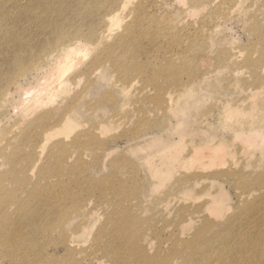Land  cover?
<instances>
[{"label":"rangeland","instance_id":"obj_1","mask_svg":"<svg viewBox=\"0 0 264 264\" xmlns=\"http://www.w3.org/2000/svg\"><path fill=\"white\" fill-rule=\"evenodd\" d=\"M79 36L69 92L28 100ZM263 56L264 0H0V183L15 186L12 153L23 148L14 170H26L31 140L55 124L27 184L66 198L40 208L46 229L27 230L32 246L17 261L112 264L126 251L115 212L140 204L135 244L155 264H264V136L249 137L264 132ZM63 207L82 223L66 244Z\"/></svg>","mask_w":264,"mask_h":264},{"label":"bare ground","instance_id":"obj_2","mask_svg":"<svg viewBox=\"0 0 264 264\" xmlns=\"http://www.w3.org/2000/svg\"><path fill=\"white\" fill-rule=\"evenodd\" d=\"M117 12L109 16L107 20L113 24V21L118 18L120 14V9H123V4L118 3L117 6ZM115 9V7H114ZM110 25V26H111ZM90 36V35H88ZM79 37H76L73 43L61 45V48L59 49V54H60V61L59 65H57L56 69L54 72H58L59 74H51L52 76V81L50 79L45 80L42 79L41 81L44 82L43 87L37 91V93H34L30 95L28 100H32V98H39L40 103L45 106L47 103L48 105L53 104L56 101V94L60 92H69V86H68V81L66 80V74L68 69H70L76 62V57L81 54V48L83 45L87 44L86 42L80 40ZM72 40V41H73ZM117 44H123V39L120 38L117 42ZM113 45V44H112ZM75 55V57H74ZM70 56H73L71 60L73 62H70ZM264 57V56H263ZM78 58V57H77ZM70 61H69V60ZM264 70V66L261 67ZM81 73H84V68H80ZM95 71L93 69L92 73ZM264 85V80L262 81ZM30 90V89H28ZM26 92V91H25ZM263 95V94H262ZM8 96V95H7ZM28 97V96H27ZM170 105L172 106L174 99L172 97H169ZM261 101L259 104L257 103V108L259 106L263 107V104L260 105ZM256 106L253 105L251 108L250 114H253ZM264 109V107H263ZM244 111H239L238 109H235L233 112V115L237 117V119H240L241 116H243ZM257 114V113H256ZM47 114H44L38 118V123L41 122L46 118ZM54 115H52L53 117ZM64 119V118H63ZM62 119V120H63ZM71 116H67L64 121V127L68 128L70 127V123L72 122ZM179 121V120H178ZM58 126L55 124L48 125L44 131L41 133V135L37 139H29L35 146V152L36 153H41L40 148H43L46 141H48L53 135L58 134L56 132ZM60 130V129H59ZM103 133L102 128L99 127H94L92 129L84 130L82 133H76L72 137V143H77L80 141L82 135L87 134L89 137L93 138H98L97 133ZM64 132V131H61ZM252 133L249 135V137H263L264 132L260 133L259 131H251ZM100 133V134H101ZM179 133V132H176ZM239 135V132L237 133ZM31 137L32 135L29 134ZM100 136V135H99ZM68 139L63 138L62 140L58 141L55 143L58 147L65 148L66 147V141ZM29 150H33V148L30 146ZM23 151V148L18 147L14 154L15 159H11V163L13 165V168L11 169V172L13 173V178L15 186L10 187L7 186L4 182L0 183V264H5V259H10L8 264H20V261H17L19 251L24 250L28 251L29 247H31V239H30V231L27 233V230L30 228H34V232H39V231H44L46 229L45 225V219H38V214L40 211V208L44 207L46 204L48 205L51 204V202H64L66 198L62 199V194L59 195L56 193L55 188H53V185H41V183H34V185L30 186V184H27V177H30L27 173L30 175L32 172L35 171L36 166L39 162V157H34V154L36 155L35 152L30 151V154L33 156L31 158L34 159L33 163L26 169L25 165L22 164L19 168L14 170L19 163L22 161H19V158L24 157L26 154H22L23 156H20L19 154ZM4 152L3 150L0 151V153ZM19 155V156H18ZM29 156V155H27ZM30 157V156H29ZM98 163L100 162V159L97 160ZM61 163H64V160L61 161ZM60 163V164H61ZM31 171V172H30ZM25 175V176H24ZM27 176V177H26ZM45 179V178H44ZM100 182V181H99ZM64 183V182H63ZM60 183L59 185L63 184ZM102 183V182H100ZM66 191L68 190V184L65 186ZM137 189V188H136ZM133 189V190H136ZM27 191L28 195L22 197L20 199V196H18L19 193L23 191ZM76 197L78 195L76 194ZM59 199V200H58ZM9 201V203L6 205V201ZM54 200V201H53ZM169 203V202H168ZM141 205L138 204L135 206L133 209L126 210V209H121L115 212V215L118 219L114 223L113 226V232L115 235L116 240L120 243L121 247L125 249V252H120L121 257L119 258L117 256V252H115L111 257H115L113 259L112 264H155L153 263L152 259H149L148 256L145 255L144 253V247L142 244H135L140 238L138 232L140 228V224L137 222V219L140 218V214L138 210H140ZM70 210H66V207H63L61 209L60 214H65L66 216V224L69 226V229L67 231H64L65 235V240L64 244L67 243L69 235L70 234H75L79 232L80 227L82 226V223H78L75 221H78L76 219L70 220ZM28 211H30L31 217L28 215ZM92 210L82 212L79 214L76 218H80L82 215L84 217L88 216L89 213H91ZM14 216L15 219H14ZM11 222L13 226L11 228H8L4 226L3 223H8ZM32 226V227H31ZM27 227V229H26ZM2 236H5V241L3 244H1V239L3 238ZM141 240V238H140ZM196 241H198V238L196 237ZM208 245L212 246L214 245V240L210 239L208 240ZM205 256L208 255V252L203 253ZM33 258L30 256H25V260H27L26 264H36L35 261L32 260ZM170 259H167L166 261H163L159 264H172L170 262ZM41 264H44L41 262ZM89 264H92L89 263Z\"/></svg>","mask_w":264,"mask_h":264}]
</instances>
